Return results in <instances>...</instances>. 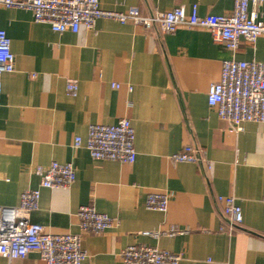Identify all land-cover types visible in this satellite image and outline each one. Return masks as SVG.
<instances>
[{"label": "crops", "instance_id": "1", "mask_svg": "<svg viewBox=\"0 0 264 264\" xmlns=\"http://www.w3.org/2000/svg\"><path fill=\"white\" fill-rule=\"evenodd\" d=\"M101 9L141 15L176 6L199 16L228 15L231 0H98ZM264 23V0L259 9ZM0 30L14 55L1 75L0 208H15L25 190H39L30 222L53 235L79 234V207L92 205L112 219L99 235L84 234L85 264H122L119 252L147 245L181 255L179 264H264V123L236 131L208 106L209 86L223 61L264 62V35L241 41L235 54L204 29L162 34L132 23L98 19L93 29L53 32L29 12L0 7ZM74 81L76 90H67ZM117 85L118 87H112ZM128 119L135 161H94L85 149L90 125ZM75 137L81 139L73 148ZM187 145L202 164L174 163ZM71 163L69 189L40 187L37 167ZM148 192L165 193V213L144 207ZM218 196H232L242 223L223 232ZM175 228L172 237L145 235ZM0 264H44L37 253Z\"/></svg>", "mask_w": 264, "mask_h": 264}, {"label": "built area", "instance_id": "2", "mask_svg": "<svg viewBox=\"0 0 264 264\" xmlns=\"http://www.w3.org/2000/svg\"><path fill=\"white\" fill-rule=\"evenodd\" d=\"M233 7L228 15L199 16L194 5L190 14L176 6L165 12L141 15L137 8L125 12L106 11L98 0H0V7L24 10L31 14L34 23L46 24L55 33H77L80 26L91 30L98 19L114 20L121 24L132 23L146 29L156 28L162 34H172L179 28L206 30L213 43L235 54L241 41L252 45L264 35V23L259 19L262 0H231ZM14 55L10 41L0 30V77L14 70ZM112 87L117 88V85ZM67 90L74 93L75 82L69 81ZM207 104L223 121L236 131L244 123H264V62H222L220 79L209 86ZM1 105V79H0ZM81 139L75 137L73 148L78 149ZM94 161H116L132 164L136 158L134 131L128 119H120L115 125L94 124L88 128L86 145ZM174 163L202 164L203 156L195 146L187 145L170 157ZM40 187L69 189L75 182V169L71 163L51 162L37 167ZM39 190H25L20 204L15 208H0V257L8 260L24 259L37 253L44 264H85L87 255L81 248L82 235H99L112 225V219L99 213L92 205L78 208L79 234L53 235L40 225L30 222L37 209ZM165 193L148 192L144 207L150 211L165 213L168 207ZM221 205L223 232H233L242 223V212L232 196H218ZM172 228L168 232L144 233L154 237L183 234ZM122 264H179L181 255L147 245H130L118 254Z\"/></svg>", "mask_w": 264, "mask_h": 264}]
</instances>
